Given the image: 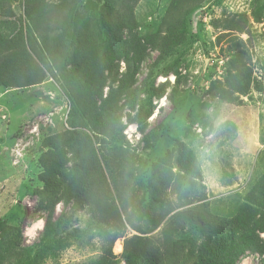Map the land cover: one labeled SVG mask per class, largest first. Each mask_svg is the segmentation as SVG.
I'll return each instance as SVG.
<instances>
[{
    "label": "trees",
    "instance_id": "16d2710c",
    "mask_svg": "<svg viewBox=\"0 0 264 264\" xmlns=\"http://www.w3.org/2000/svg\"><path fill=\"white\" fill-rule=\"evenodd\" d=\"M140 1L0 0V16L7 19L2 24L8 28L0 33V87L25 89L53 79L70 103L68 128L42 141V188L35 192L38 210L46 213L40 240L23 247L22 229L0 219V264H40L70 247V237L80 234H61L63 218H54L59 204L87 209L101 240L102 255L82 264H237L248 253L259 255L264 263V173L236 213L222 216L211 210L190 151L174 157L179 172L168 167L170 152L146 179L134 155L115 144L123 131L124 109L132 106L136 111L131 90L144 57V45L135 36ZM208 1L173 0L164 29L143 38L159 51L160 63L185 41L189 24L205 15ZM14 2L20 6L19 15ZM252 15L256 22L264 19V0L257 1ZM242 19V24L233 19L225 27L250 33ZM121 63L126 67L122 74ZM232 78L241 95L250 94L253 82L263 91L250 70ZM126 119L135 123L131 114ZM157 137L153 130L147 132L145 149H151ZM193 178L202 189L197 190ZM198 202L201 209L193 206ZM129 229L137 234L124 240L118 258L113 246ZM157 230L159 236L154 235Z\"/></svg>",
    "mask_w": 264,
    "mask_h": 264
},
{
    "label": "rangeland",
    "instance_id": "374dc122",
    "mask_svg": "<svg viewBox=\"0 0 264 264\" xmlns=\"http://www.w3.org/2000/svg\"><path fill=\"white\" fill-rule=\"evenodd\" d=\"M257 1H208L205 15L189 24L185 41L160 63L159 51L145 44L143 38L164 29L173 0H141L135 9V36L144 45V57L131 90L135 92L131 101L136 111L132 106L124 109L123 131L115 138V144L134 155L146 179L162 159L168 160L170 152L168 167L179 172L174 157L190 151L211 210L228 217L236 213L246 193L264 173V19L256 22L252 15ZM12 7L19 15L18 2ZM242 17L250 33L225 27L233 19L237 24L244 23ZM6 20L0 16V33L8 31L2 24ZM125 38L131 39L128 33ZM240 53L245 54L243 58ZM125 70L121 63L120 73ZM244 70H250L252 78L261 82L262 92L254 82L249 95L236 92L232 76ZM108 91L106 88L105 95ZM236 96L238 101L228 99ZM69 112V100L53 79L25 89L0 87V219L22 229L23 247L38 243L45 225L46 213L38 210L35 194L42 188V141L68 128ZM128 114L135 119L134 124L127 122ZM152 130L158 137L151 149H145L143 138ZM192 180L197 190L202 189L199 179ZM201 205L198 202L193 206L201 209ZM60 216L66 226L62 235H80L71 236L70 247L40 264L89 263L102 255V243L87 209L59 204L54 218ZM136 234L127 230L114 244V255L120 258L124 240ZM154 235L159 236L160 230ZM237 264L264 263L259 255L248 253Z\"/></svg>",
    "mask_w": 264,
    "mask_h": 264
},
{
    "label": "built area",
    "instance_id": "2783aa9c",
    "mask_svg": "<svg viewBox=\"0 0 264 264\" xmlns=\"http://www.w3.org/2000/svg\"><path fill=\"white\" fill-rule=\"evenodd\" d=\"M262 238L264 239V234H262Z\"/></svg>",
    "mask_w": 264,
    "mask_h": 264
}]
</instances>
